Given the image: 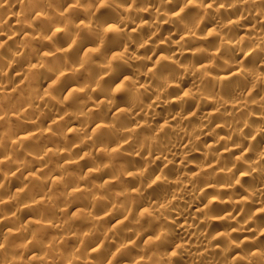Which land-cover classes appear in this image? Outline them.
Segmentation results:
<instances>
[{"label": "clouds", "instance_id": "9594fccd", "mask_svg": "<svg viewBox=\"0 0 264 264\" xmlns=\"http://www.w3.org/2000/svg\"><path fill=\"white\" fill-rule=\"evenodd\" d=\"M0 264H264V0H0Z\"/></svg>", "mask_w": 264, "mask_h": 264}]
</instances>
